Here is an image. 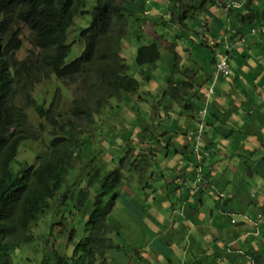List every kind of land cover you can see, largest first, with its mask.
<instances>
[{
    "label": "trees",
    "instance_id": "obj_1",
    "mask_svg": "<svg viewBox=\"0 0 264 264\" xmlns=\"http://www.w3.org/2000/svg\"><path fill=\"white\" fill-rule=\"evenodd\" d=\"M172 1L171 6L177 8L174 2L179 0ZM182 1L183 9L194 7L193 1L199 2V9L207 2L216 4V0H189L188 5ZM237 3L238 0L228 1V9ZM136 5L133 0H0V49L3 50L0 72L7 73H0V264H13L15 257L30 264H109L108 255L120 250L117 233L113 236L110 213L121 197L120 190L127 186H123L127 177L114 164L119 161L126 166L137 155L132 156L133 148L124 149L127 156L112 158L110 163L114 168L110 169L104 164L106 149L102 143L115 145V138L110 135L112 127H107L99 139L94 126L104 109L111 110L108 108L111 100L130 96L136 98L135 104L139 106L154 102L150 91L140 93V90L143 81L151 80L148 70L160 60L158 44L153 42L137 49L135 65L142 82L129 75V67L121 56V44L129 35L130 20L138 14L144 19L145 10L139 5L141 10L137 11ZM246 6L247 11L238 16H242L241 27L247 31L233 35L238 41L237 54L245 53V43L250 37L260 38L264 49V23L258 13V2L250 0ZM174 24L186 29V22ZM253 24L260 28H251ZM24 29L32 34L33 51L53 45H57L58 51H47L40 57L30 51L25 59L19 60ZM215 42L207 45L214 53L210 61L212 74L215 75V65L225 60L231 76V58L226 53L216 57ZM225 42L229 43V39ZM201 45L205 46L204 42ZM73 48H80V52L72 57ZM174 50H171L175 62L172 66L177 68L180 56ZM198 60L204 63L205 58ZM50 78L79 87L80 97L71 102L68 111H60L55 101L48 106L40 105L31 96L36 85ZM168 83L173 90L172 99L180 98L178 91L186 82ZM155 102L151 107H156L157 114L162 100ZM31 117L37 120L36 125L30 122ZM129 124L133 131L136 128L139 131L140 124L132 121ZM122 129L120 138L126 147L133 131H127L126 126ZM22 140L40 141L39 153L43 151L27 169L24 162L15 159ZM170 152L165 155L168 157ZM153 156L140 159L142 167L136 171L145 173L144 168L153 161ZM202 159L206 160L207 156L201 154L200 163ZM18 165L20 169L16 168ZM197 168L199 182L208 185L209 170L202 173L201 165ZM173 183L175 188L169 185L170 193L181 194L182 185ZM262 190L258 195L256 190L253 192L256 199L264 196ZM227 215L231 217V212ZM171 235L166 232L167 244ZM257 235L264 237L260 229ZM236 244V254L246 256L251 264H264V248L259 250L244 241ZM220 257L215 251L208 259L222 263Z\"/></svg>",
    "mask_w": 264,
    "mask_h": 264
},
{
    "label": "rangeland",
    "instance_id": "obj_2",
    "mask_svg": "<svg viewBox=\"0 0 264 264\" xmlns=\"http://www.w3.org/2000/svg\"><path fill=\"white\" fill-rule=\"evenodd\" d=\"M133 1L137 2L138 4L134 7V9L137 11H140L141 8L144 10L150 9L152 6H154L153 3H150L151 0ZM164 1L173 2L172 0ZM183 2L186 3L187 0H183ZM193 2L194 7L190 9L181 8L180 0L178 2H174L177 3V8L174 4L173 6H171L172 4H169L170 7L157 6L155 8L157 11L155 10V12L152 14L154 17L148 14L143 19V16L138 14L130 20L128 29L129 35L126 36V40L121 44V56L125 59V64L129 67L130 76L141 81L138 70L139 68H137L135 65L137 49L140 46H147L153 42H156L159 46V52L161 55L160 60L153 65L151 71L148 70V73L151 75L150 79H152V82L148 83V81H143L140 90V93L142 91L143 93L150 91L149 93L154 97L155 100L150 104H145V106L136 105V98H132L130 96H123L120 100H111L110 103L112 104L108 106V108L111 110L107 111L104 109L103 114L99 116L94 126L99 139L107 127H112L110 135L115 138V145L111 147L107 142L102 143L103 147L106 149V154L103 159L105 161L104 164L108 165L110 169H113L114 165L121 167L122 171L127 177L123 184V186H127L125 188L122 187V190H120L121 197H119V199L116 201L115 206L110 213L113 222V236H115L117 233V244L119 245L120 250L112 251L108 255L107 262L109 264H251L246 256L236 254L235 250L237 248V240L232 236V230L241 226V224L244 223L243 219L247 218V216L243 214L244 209L240 208L238 212H232L231 217H229V219L225 218L224 220L221 219L220 214L217 212L219 209L217 208L215 209L216 212L213 214L211 213V208L206 210H201L199 208V193L196 188L198 185H203V183L199 182L200 173H194L192 176L189 175L192 173L190 170H194L197 163L200 161V156L193 153L194 149L201 145L200 148L202 150L200 151L199 155H208L205 151V143L202 144V135L198 140H185L184 146L179 150L180 153H183L186 156H191L193 154L192 165H188V163L184 165L187 169L184 170L183 166L180 167V158L181 162L186 160L183 161L182 155L177 154L175 150L176 147L174 150L173 148H168L171 150V154L168 157L165 155L167 153V147L165 146V136L168 135L167 133L165 136L161 137V144L163 147L161 148L160 152L156 153L154 158H152L153 161L149 163L150 166L144 168L146 169V172L140 173L139 171H136V168L139 169L142 167L141 160L144 157L153 156L150 154H144L147 150H140L141 144L145 145L144 142L148 139L156 141L158 136L164 134V129L162 128L163 125H166V121L165 118L159 117L160 113H162L164 117L170 118L172 116L187 117L191 119L194 117L193 113H191L193 115V117H191L189 113L182 111L181 106L185 104L183 101L180 104L171 101V105H168L167 101L169 96H173V90L170 88L171 85L169 86L170 89L166 88L169 85L168 82H180L181 78L185 74V68L183 65L186 66L187 63H184V61H178L177 64L179 66L177 65V68H173L172 63H175L173 61L174 55L168 51L169 46H166V49H162L161 45L159 44V42H162L163 45L174 43L178 44L181 49L183 47H189L191 42L188 40L190 38L194 39L199 36L198 34L201 33V29H204L202 25V23H204L203 18H205L203 12L204 9H199V2ZM207 4L208 3H206V5ZM139 5H141V8ZM207 10L211 11V3H209ZM162 22H164V24H162ZM174 22H186V29L178 30V28L175 27ZM209 22H211L212 28L214 30L217 29V26H215L214 23L210 21V16ZM221 22L224 26L226 25V21L224 19L221 20ZM198 23L202 25L201 28L198 27ZM143 29L145 34L142 31ZM23 32L25 34L23 36V48L17 55L19 60H22L28 56L30 52L28 32L25 29ZM140 33L142 37H140ZM190 33H192L193 36H190ZM205 33L207 36H210L209 32L205 31L204 34ZM213 40L214 39H210V41L214 42ZM215 44H218L217 47L219 49L221 48V53L225 52L226 47L223 43L215 42ZM247 50L245 51L247 52ZM204 51L206 52L205 54L209 53V57L212 58L214 53L210 47L206 48L202 46H192L187 50V54L195 56L196 61L200 57L207 60ZM234 51H236V49H234ZM79 52L80 48H74L71 56L73 57ZM180 52L181 54L185 53L183 51ZM181 57L184 56L182 55ZM208 62L209 60L204 62V69H208V67H210ZM259 65L261 69L264 70V62L259 63ZM231 66L233 67V70L234 67H240L241 69V65L238 64L235 59H231ZM186 67H188V65ZM172 71H174V73L171 75ZM244 74L247 75V73ZM211 79L216 81L218 80V78H216L213 74L211 75ZM258 81H260L259 78L256 79L252 86L254 87L259 84ZM157 87H160L159 90H157ZM187 90L188 89L180 88L178 92L182 96H187ZM167 91L169 92V96L167 99L162 100L163 105H160L161 109L156 114V107L151 106L153 103L156 104L155 101L162 97V94ZM31 96L34 97L36 103H39L43 106H48L55 101L58 104L60 111L66 112L68 111L71 102L74 99H78L80 97V90L77 85H73L69 83V81H66L63 84L56 81L54 78H50L48 82L36 85L31 92ZM143 97H145V95H143ZM166 97L167 96L164 98ZM194 103H196V101H194ZM116 105L118 106L117 108L115 107ZM166 105H168L167 108L164 107ZM250 111L251 110H249V112ZM249 112L245 114V122L247 125L244 126H248V123L250 122L251 118L249 116ZM175 117H173V119H176ZM29 120L33 124L37 123V120L34 117H31ZM131 121L140 124L139 130L141 132L138 131L137 128L136 131L134 130L135 132L133 131L134 128H132L129 124ZM121 122H123L122 125ZM151 122L153 123L152 128ZM122 126H126L127 131H133V137L126 147L120 138L121 133H123ZM143 130L147 131L144 133ZM179 139L183 138L180 137ZM226 139L228 138L219 137L217 139L219 147L222 150H229ZM209 142L217 144L216 141L211 139ZM96 147H98V145H96ZM129 148H133L132 156L137 155V158L135 157L134 159L135 161L132 160L131 163H127L126 166L123 164V162L120 164L119 161H117L114 165L110 163L112 158H116L118 156L120 158L126 157L127 154L125 153L124 149ZM154 148H156L155 145ZM35 149V143H25L19 151L18 159L20 161H31L34 156L33 152ZM261 152L255 153H257L258 157H260L262 154ZM251 155L252 152H250L246 158H251ZM103 160L101 159V162H103ZM244 160L245 161H243L241 157L238 159V163L242 164L241 162H244V164L240 165L241 167H239L237 174H234L235 172H231L234 170L232 167L228 168L230 173L226 172L228 174L226 175L225 179L229 180L231 184H238L231 185V188H239L245 183L247 184L245 187L248 188V185H252V181L248 180L247 172L252 174L250 170L257 171L261 169V166H263V164L260 162H251L249 160L247 161L246 159ZM255 160H257V158H255ZM205 162L206 160H203V163ZM236 162L237 160L234 161L233 165H236ZM16 168L19 169L18 166ZM178 174H181L183 179L189 177L188 183L191 184V187L196 190L192 191L191 196L183 201L173 194V192L170 193V191L164 189V185L168 184L169 181L174 182L178 180V182H181L180 185H184L187 180H183L180 176H178ZM253 176L257 179L260 178V182L264 181V174L261 177L256 174ZM253 176L251 178H253ZM166 179H168V182L165 184ZM147 182H150L149 185H152L153 188L160 189L159 192L156 190L153 191L149 185H146ZM259 187L263 189L262 192H264V185H258V188ZM256 191L257 195L260 194L258 189H256ZM239 195L243 196V193L241 192ZM153 198L154 200H152ZM213 198H215V201H219V199H216L215 196H213ZM210 199V197L206 196V203L210 204L213 202ZM235 208L237 210L239 209L238 206H235ZM259 211L261 214L257 216V222L248 224V227L255 228L259 226V222H264V207L262 208L259 206L257 212ZM150 217H154L155 220L158 218L159 220L146 221V219H150ZM142 219L145 222L142 223ZM161 220H163V222L166 221V223L161 222ZM223 225L226 227L225 234L221 232H218V234L212 232V230L215 231L212 229V227L216 229V227L220 228ZM166 232L168 235L170 233L172 234L169 244L166 243L169 240L165 241V238H167ZM247 232L255 238L254 245L258 246L260 243V245L264 247V237H259L257 234L251 233V230ZM191 240L197 243L201 249V252L191 249L190 253L188 254L187 251H185L187 243L191 242ZM151 244L154 251L150 253L147 251L148 249H151ZM215 251L221 255L220 258L223 260L222 263L221 260L213 261L202 258L204 253H207L206 255L210 256L211 253ZM135 253H137V255H135ZM28 256L30 259L33 258L31 253H29ZM24 261L25 259L15 257L13 264H30L29 262Z\"/></svg>",
    "mask_w": 264,
    "mask_h": 264
},
{
    "label": "crops",
    "instance_id": "obj_3",
    "mask_svg": "<svg viewBox=\"0 0 264 264\" xmlns=\"http://www.w3.org/2000/svg\"><path fill=\"white\" fill-rule=\"evenodd\" d=\"M228 1L230 0H223V2H219V0H216V4H211V11L207 10L209 2H207V5L204 4L205 7H202V9H204L203 12L205 18H203L204 23H202V25L203 28L205 25L206 26L204 29H201V33L198 34L199 36L197 38L188 40L191 42L189 47H183L180 49L178 44L168 43L166 45H163L162 42H159V44L161 45L162 49H166V46H169V50L167 48L169 52H171L172 48L175 49V53H178V55L180 56L179 61H184V63H187L186 65H188L187 68L189 74L186 77L187 79L184 80L187 85L183 87V89H188V93H186L188 95H181L177 100L183 102L189 101L191 103L190 107L195 110H200L207 104V115L205 118L206 128L202 133L203 143H205L206 146L205 151L206 154H208L207 159L205 163H203V160L202 163H197L195 169L190 170L192 171V173L189 175L192 176L194 173H197L199 169L197 167L200 165L202 173L209 170L207 171V173H209V184L205 185L207 183L204 181L203 185H198L196 188L199 193V208L201 210L211 208L212 214L216 212L215 209L217 208L219 209L217 212L220 214L221 219L224 220L225 218L229 219L227 213L238 212L240 208H243V214L246 215L247 218L243 219L244 223H242L241 226L232 230V236L237 240V242L244 241L245 244H251L254 247H259L260 250L261 247L262 249L264 247L261 246L260 243L258 246L254 245L255 238L247 231L251 230V233L257 234L260 229V231L264 233V222H259V226L255 228H250L247 225L256 222L257 216L261 214L260 211L256 213L255 209L259 206H261L262 208L264 207V196H261V198L259 199H256L255 196H252L253 192L256 189H258L259 192L261 191V188H258V185H264V181L260 182V178L257 179L253 176L254 174H256L261 177L264 174V70L261 69L259 65V63L264 62V49L261 47L262 41L260 38L250 37L248 35L251 38L245 43L247 45L246 47L248 49V53L246 51L244 54L235 53L234 49H236L238 41H236L233 37L234 33L241 31L245 33V31H247L245 30L246 28L241 27L240 21L242 16L239 17L238 14L243 15L247 11L248 7L246 5L250 0H248V2L247 0H238V3L234 6L233 9H228ZM253 1L258 2V13L261 22L264 23V8H261V4H264V0ZM150 3L154 4V6L150 8V15L155 12V8L157 6L168 5L167 2L160 3L158 0H151ZM183 4L188 5L189 0H187V2ZM254 4H256V2H254ZM209 16L210 21H212V23L217 26V29L214 30L212 28V24L211 22H209ZM223 19L226 21L225 26L221 22V20ZM197 25L200 28L202 27V25L199 23ZM250 27L255 29L260 28V26L254 27V24ZM180 29L183 28L179 26L178 30ZM205 31L209 32L210 36L212 37L207 36L206 33L204 34ZM190 36H193V34L190 33ZM210 39H214V42L218 40L220 43H222L223 41L226 47L224 52L226 53L225 56H230L231 59H235L237 63L241 65V69L240 67H234V70L232 67L233 65L231 66L232 75L229 78H219L217 81H212L211 75L213 73V65H211L210 63L212 58L209 57V53L205 54L206 52L204 51L205 57L207 58V60L205 61L209 60L208 64H210V67H208V69H204L205 63L199 60L196 61V59H194L192 55L187 54V50L190 47L202 46L201 42H204L205 44V46L202 47L208 48L207 45H213L214 42L210 41ZM228 39L229 43H226L225 40L227 41ZM261 48L263 50H261ZM180 51H183L185 53L181 54ZM220 51H222L221 48L216 49V57L218 56V54H223V52L221 53ZM182 55L184 57H181ZM183 66L185 67V65ZM244 73H247V75H245ZM257 78H259L260 80L258 81L259 84L253 87L252 84L256 81ZM157 90H159V87L157 88ZM194 101H196V103H194ZM249 110L251 111L249 112ZM247 112H249V116L251 119L248 123V126H244L247 125L245 122V114ZM195 116H192V119L187 117L175 116H172L171 118L164 117L166 124L168 125L167 132H170L165 138L166 145L168 148L175 149L176 147V149H178L177 153L182 155V160H186L184 162H181L180 158V167L183 166L184 170L187 169L184 166L185 164L188 163V165H192L193 154L191 156H186L185 154L180 153L179 150L184 146V141L187 140L186 136H188L189 132H194L196 135L192 136V138L196 139V137L199 135L200 129H202L203 127V124L200 122L198 117ZM173 117H175L176 119H173ZM180 137H182L183 139H179ZM219 137L228 138L226 139V142H228L229 150L220 149L217 142V139ZM210 139L216 141L217 144L209 142ZM200 147L201 145L199 146L197 153H200V151L202 150ZM250 152H252V155L250 156L251 158L248 159L246 157ZM255 152H261L262 154L260 157H258L257 153ZM198 156L200 155L198 154ZM237 156H239V158L241 157L243 161H245L244 159H246L247 161H256L263 164L260 169L261 171L250 170L252 174H249L247 172L248 180L252 181V185H248V188L245 187V185H247L246 183L244 185H241V187L239 188H231V185L238 184H231L229 180L225 179L226 175L230 173L228 168L232 167L234 170H232L231 172H235L234 174H237L239 167H241L240 165L244 164V162H241L242 164L238 163L239 158ZM255 158H257V160H255ZM235 160H237V162L235 163L236 165H233ZM178 176L181 177V174H178ZM252 176L253 178H251ZM188 178L189 177H186L185 179L182 178L183 180L187 181L184 183V185H182L183 188L181 194H175L182 201L188 199L191 196L192 191H196L191 187L192 185L188 183ZM167 180L168 179L165 180V184L168 182ZM177 183L179 185L181 184V182H178V180ZM169 185L174 186L175 184L169 181L168 184H166V188L168 191H170ZM219 192L223 193V195L220 196ZM241 192L243 193V196L239 195ZM206 196L210 197V200L213 202H211L210 204L206 203ZM213 196H215L216 199H219V201H215V198H213ZM222 196L224 198H222ZM235 206H238L239 209L237 210ZM156 219L157 220H155L154 217H150V219L147 218L146 221L159 220L158 218ZM141 222L143 223L145 221L142 219ZM245 228L247 231L245 230ZM212 229L215 230H212V232L217 234L218 232H221L223 234L226 233V227L224 225L220 228L216 227V229L212 227ZM150 247L151 249H148L149 251L147 252L151 253L154 251L152 244L150 245ZM191 249L201 252V249L199 248L197 243L193 242L192 240L191 242L187 243L185 251H187V253L189 254ZM206 254L207 253H204L202 255V258L205 260H209L208 255Z\"/></svg>",
    "mask_w": 264,
    "mask_h": 264
},
{
    "label": "clouds",
    "instance_id": "obj_4",
    "mask_svg": "<svg viewBox=\"0 0 264 264\" xmlns=\"http://www.w3.org/2000/svg\"><path fill=\"white\" fill-rule=\"evenodd\" d=\"M183 2V1H182ZM168 3V5L167 6H169V4H172V2H167ZM162 7H166V6H162ZM157 11V10H156ZM145 15H144V17L145 16H147L148 14L150 15V9H145V13H144ZM150 17V16H149ZM146 19H147V17H146ZM147 21V20H146ZM162 24H164V22H162ZM22 28V27H21ZM28 32V31H27ZM32 35V34H31ZM31 35H30V33L28 32V42H29V45H30V51H33V49H32V47H31V43H30V41H31ZM21 40H22V43H23V37H21ZM157 40V39H156ZM22 48H23V44H22V47H21V49L20 50H22ZM74 49V48H73ZM19 50V51H20ZM47 51H58V47H57V45H53L52 47H49V48H44V49H39V48H35L34 49V54H36V56H38V57H40V55H42L44 52H47ZM31 52H29V54H30ZM161 56V55H160ZM2 57H3V50L2 49H0V62H1V59H2ZM23 59H25V58H23ZM185 68V74H184V76L181 78V81H184V80H186V77H187V75L189 74V71H188V68L187 67H184ZM179 71V70H178ZM1 73V75H7V73L5 72V71H3V72H0ZM180 73V72H179ZM171 75H172V72H171ZM193 77V76H192ZM215 77L216 78H223V77H218L217 75H216V73H215ZM230 77V76H229ZM229 77H227V78H229ZM191 78V77H190ZM225 78V77H224ZM212 81H216V80H212ZM150 82H152V79L150 80ZM150 82H148V83H150ZM61 83H63V82H61ZM176 83V82H175ZM64 84V83H63ZM169 84V83H168ZM169 86H170V84L168 85V87H166L167 89H169ZM158 88V87H157ZM160 88V87H159ZM163 95V94H162ZM167 97L166 98H164V97H160L158 100L160 101V100H163V99H167L168 98V96H169V93H167V95H166ZM177 96H181L180 94H177ZM178 99V97L177 98H175V99H172V97H170L169 96V99H168V105H171V101L172 102H175V103H177V104H180L182 101H179V100H177ZM155 100V99H154ZM185 104L184 105H182L181 106V109H182V111H184V112H186V113H189L190 115H191V117L193 116L191 113H193L194 114V116H195V114H196V116L195 117H198V119L200 120V122L203 124V127H202V129H200V132H199V135L196 137V139H194V138H192V136H195L196 134L194 133V132H189L188 133V136H186V138L187 139H190V140H198L199 139V137L202 135V132L204 131V129L206 128V124H205V118H206V115H207V104L202 108V109H200V110H195V109H192L190 106H191V103L189 102V101H185L184 102ZM163 105V103H161V106ZM168 105H166V106H164L165 108H167V106ZM163 118H164V116H163ZM36 125V124H35ZM152 126L153 125H151V128H152ZM167 124L166 125H163V128L162 129H164V134H162V135H160V136H158L157 138H156V141H152L151 139H148V140H146L144 143H145V145H143V144H141V148H140V150H147L146 151V153H144V154H151V155H154L155 156V154L156 153H158V152H160V150H161V148L163 147L162 146V144H161V137L162 136H165V134H167V133H170V132H167ZM15 130V127L14 128H11V132H13ZM140 131V130H139ZM147 130H143V132L145 133ZM155 131V130H154ZM153 131V132H154ZM161 131V130H160ZM141 132V131H140ZM140 137V136H139ZM165 138H166V136H165ZM27 142H32V141H25V140H22L21 142H20V145H19V147H20V149H21V147L25 144V143H27ZM33 143H35V145H36V149L34 150V156H33V158H32V160L31 161H27V160H23V161H20L18 158V156H19V153H18V155L16 156V158L15 159H17L18 160V162L19 163H22V162H24L25 163V165H24V167H25V169H27V168H29V167H31L32 166V164H34V161H37V159H36V156H38V154H42V152H40L39 153V143H40V141H38V142H33ZM156 146V148H154V145ZM166 147H167V145H165ZM177 146V145H176ZM198 149H199V147L198 148H195L194 149V151H193V153L194 154H199V153H197V151H198ZM173 150H174V148H173ZM176 151L178 150V149H175ZM20 151V150H19ZM171 150H169L168 149V147H167V153H169ZM140 153H142V152H140ZM154 156H153V158H154ZM207 156V155H206ZM199 163H200V161H199ZM150 166V164L148 163V167ZM18 168L20 169L21 168V165H18ZM145 172H146V170H145ZM175 182V181H174ZM150 184V182H147L146 183V185L148 186ZM151 188H152V190L153 191H157V192H159V190L160 189H155V188H153L152 187V185H149ZM163 188V187H162ZM164 189L165 190H167V188H166V185H164ZM252 196L254 197L255 195L254 194H252ZM257 220H258V218H257Z\"/></svg>",
    "mask_w": 264,
    "mask_h": 264
},
{
    "label": "built area",
    "instance_id": "obj_5",
    "mask_svg": "<svg viewBox=\"0 0 264 264\" xmlns=\"http://www.w3.org/2000/svg\"><path fill=\"white\" fill-rule=\"evenodd\" d=\"M215 73L218 77L227 78L230 76V68L225 60H222L215 65Z\"/></svg>",
    "mask_w": 264,
    "mask_h": 264
},
{
    "label": "bare ground",
    "instance_id": "obj_6",
    "mask_svg": "<svg viewBox=\"0 0 264 264\" xmlns=\"http://www.w3.org/2000/svg\"><path fill=\"white\" fill-rule=\"evenodd\" d=\"M2 60V59H1Z\"/></svg>",
    "mask_w": 264,
    "mask_h": 264
}]
</instances>
